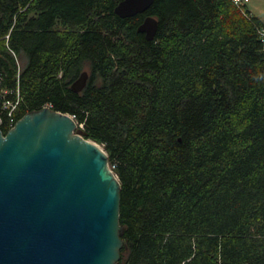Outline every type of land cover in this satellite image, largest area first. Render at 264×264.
I'll return each mask as SVG.
<instances>
[{"label":"trees","instance_id":"trees-1","mask_svg":"<svg viewBox=\"0 0 264 264\" xmlns=\"http://www.w3.org/2000/svg\"><path fill=\"white\" fill-rule=\"evenodd\" d=\"M120 1L0 0L15 123L50 106L105 149L121 186L116 264H264L262 21L232 0H154L120 18Z\"/></svg>","mask_w":264,"mask_h":264},{"label":"water","instance_id":"water-1","mask_svg":"<svg viewBox=\"0 0 264 264\" xmlns=\"http://www.w3.org/2000/svg\"><path fill=\"white\" fill-rule=\"evenodd\" d=\"M153 2L122 0L114 12L133 17ZM157 28L147 16L137 31L151 41ZM87 81L84 71L71 89ZM120 191L105 149L70 115L43 107L0 129V264H116Z\"/></svg>","mask_w":264,"mask_h":264},{"label":"built area","instance_id":"built-area-1","mask_svg":"<svg viewBox=\"0 0 264 264\" xmlns=\"http://www.w3.org/2000/svg\"><path fill=\"white\" fill-rule=\"evenodd\" d=\"M232 2L234 3L235 6H237L245 14V11L247 10L246 8L247 0H232ZM247 17L250 18L251 15L247 14ZM257 32H258L260 41L263 44V50H264V28L262 27L257 28ZM6 94H7L6 91L0 92V112L4 113V115L6 116L9 129H11L15 124L14 114L16 111L17 102H13V101L6 99V96H5ZM47 107L50 108V106H47Z\"/></svg>","mask_w":264,"mask_h":264},{"label":"rangeland","instance_id":"rangeland-1","mask_svg":"<svg viewBox=\"0 0 264 264\" xmlns=\"http://www.w3.org/2000/svg\"><path fill=\"white\" fill-rule=\"evenodd\" d=\"M262 1L263 0H251L250 3H248V9L252 11L254 14L259 16L261 19L263 18V14L261 13L262 11Z\"/></svg>","mask_w":264,"mask_h":264},{"label":"crops","instance_id":"crops-1","mask_svg":"<svg viewBox=\"0 0 264 264\" xmlns=\"http://www.w3.org/2000/svg\"><path fill=\"white\" fill-rule=\"evenodd\" d=\"M251 2V0H247V4H246V8H247V10L253 15V16H255V17H257V18H259L261 21H262V23H263V26H264V0L262 1V11H261V13L263 14V18L261 19L259 16H257L256 14H254L252 11H250L249 9H248V3H250Z\"/></svg>","mask_w":264,"mask_h":264}]
</instances>
